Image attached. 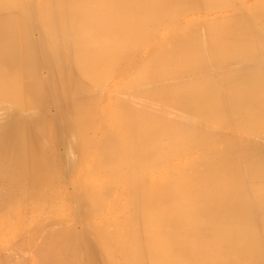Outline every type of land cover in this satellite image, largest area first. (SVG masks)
I'll return each mask as SVG.
<instances>
[{"label": "bare ground", "instance_id": "6f19581e", "mask_svg": "<svg viewBox=\"0 0 264 264\" xmlns=\"http://www.w3.org/2000/svg\"><path fill=\"white\" fill-rule=\"evenodd\" d=\"M237 1L0 0V264H264V1Z\"/></svg>", "mask_w": 264, "mask_h": 264}, {"label": "rangeland", "instance_id": "374dc122", "mask_svg": "<svg viewBox=\"0 0 264 264\" xmlns=\"http://www.w3.org/2000/svg\"><path fill=\"white\" fill-rule=\"evenodd\" d=\"M243 0H238L237 2V4H240L241 2H242ZM250 2L252 1V0H249ZM260 1V0H259ZM264 0H261V2H263ZM253 2V1H252ZM258 2V1H257ZM264 3V2H263ZM224 11H226V9H224ZM225 12H223V14H224ZM226 14V13H225Z\"/></svg>", "mask_w": 264, "mask_h": 264}]
</instances>
